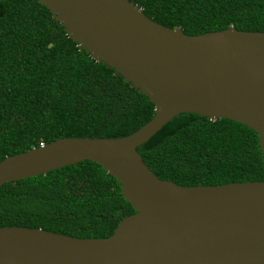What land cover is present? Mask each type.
<instances>
[{
  "label": "water",
  "instance_id": "obj_1",
  "mask_svg": "<svg viewBox=\"0 0 264 264\" xmlns=\"http://www.w3.org/2000/svg\"><path fill=\"white\" fill-rule=\"evenodd\" d=\"M96 60L155 104L130 136L61 138L0 162V187L83 161L121 184L136 213L108 238L0 227V264H264V182L183 186L160 179L138 148L182 113L231 119L264 153V32L191 36L130 0H37Z\"/></svg>",
  "mask_w": 264,
  "mask_h": 264
},
{
  "label": "trees",
  "instance_id": "obj_2",
  "mask_svg": "<svg viewBox=\"0 0 264 264\" xmlns=\"http://www.w3.org/2000/svg\"><path fill=\"white\" fill-rule=\"evenodd\" d=\"M151 20L196 36L264 32V0H130ZM156 106L79 47L37 0H0V162L61 138H122ZM162 180L183 186L264 182L259 135L231 119L182 113L138 148ZM136 213L120 182L83 161L0 187V227L108 238Z\"/></svg>",
  "mask_w": 264,
  "mask_h": 264
}]
</instances>
